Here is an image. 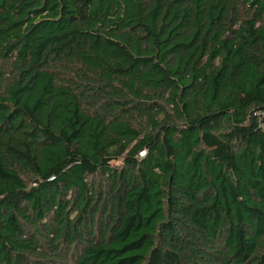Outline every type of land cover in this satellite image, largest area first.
Returning <instances> with one entry per match:
<instances>
[{
    "label": "trees",
    "instance_id": "obj_1",
    "mask_svg": "<svg viewBox=\"0 0 264 264\" xmlns=\"http://www.w3.org/2000/svg\"><path fill=\"white\" fill-rule=\"evenodd\" d=\"M0 264H264V0H0Z\"/></svg>",
    "mask_w": 264,
    "mask_h": 264
},
{
    "label": "rangeland",
    "instance_id": "obj_2",
    "mask_svg": "<svg viewBox=\"0 0 264 264\" xmlns=\"http://www.w3.org/2000/svg\"><path fill=\"white\" fill-rule=\"evenodd\" d=\"M120 161H113L112 164L116 165V164H119Z\"/></svg>",
    "mask_w": 264,
    "mask_h": 264
}]
</instances>
